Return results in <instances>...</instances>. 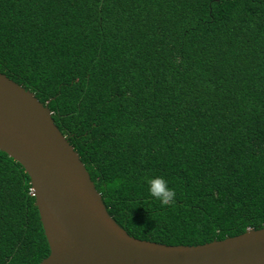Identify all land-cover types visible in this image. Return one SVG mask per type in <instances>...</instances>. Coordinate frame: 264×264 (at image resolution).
Masks as SVG:
<instances>
[{
	"label": "trees",
	"instance_id": "trees-1",
	"mask_svg": "<svg viewBox=\"0 0 264 264\" xmlns=\"http://www.w3.org/2000/svg\"><path fill=\"white\" fill-rule=\"evenodd\" d=\"M0 73L50 101L130 236L198 246L264 228V0H0ZM49 254L31 180L0 151V264Z\"/></svg>",
	"mask_w": 264,
	"mask_h": 264
},
{
	"label": "water",
	"instance_id": "water-1",
	"mask_svg": "<svg viewBox=\"0 0 264 264\" xmlns=\"http://www.w3.org/2000/svg\"><path fill=\"white\" fill-rule=\"evenodd\" d=\"M0 73V151L29 176L50 254L40 264H264V228L198 246L130 236L49 109Z\"/></svg>",
	"mask_w": 264,
	"mask_h": 264
},
{
	"label": "clouds",
	"instance_id": "clouds-1",
	"mask_svg": "<svg viewBox=\"0 0 264 264\" xmlns=\"http://www.w3.org/2000/svg\"><path fill=\"white\" fill-rule=\"evenodd\" d=\"M144 183L147 185L149 196L159 201L161 205H168L173 201L175 192L168 186L163 176L145 177Z\"/></svg>",
	"mask_w": 264,
	"mask_h": 264
}]
</instances>
